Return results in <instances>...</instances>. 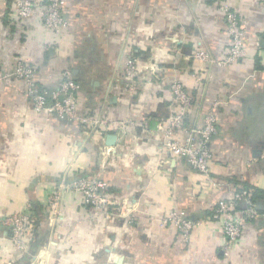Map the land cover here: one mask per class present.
<instances>
[{
	"label": "crops",
	"instance_id": "crops-1",
	"mask_svg": "<svg viewBox=\"0 0 264 264\" xmlns=\"http://www.w3.org/2000/svg\"><path fill=\"white\" fill-rule=\"evenodd\" d=\"M223 3L245 18L250 57L229 65L199 62L195 52L218 59L229 43ZM62 11L67 26L53 35L38 17L23 21L11 0H0V68L22 60L38 69L40 84L54 88L68 67L80 112L114 125L99 134L46 118L31 109L24 81L0 82V264H28L35 254L45 264H264V0H64ZM132 56L140 64L134 92L124 76ZM150 64L158 76L144 68ZM174 80L193 97L188 124H201L211 104L222 102L209 143L219 186L161 143L159 125L177 108L168 88ZM124 120L134 125L119 126ZM107 134L116 136L110 154L103 153ZM80 172L106 180L118 207L96 212L65 191L60 216L50 220L49 196L62 178ZM239 189L250 193L258 217L224 258L217 225L207 219L219 199ZM27 204L35 233L20 254L6 240L2 219ZM171 208L203 221L188 242L162 224Z\"/></svg>",
	"mask_w": 264,
	"mask_h": 264
},
{
	"label": "built area",
	"instance_id": "built-area-1",
	"mask_svg": "<svg viewBox=\"0 0 264 264\" xmlns=\"http://www.w3.org/2000/svg\"><path fill=\"white\" fill-rule=\"evenodd\" d=\"M11 3L17 18L26 21L38 17L48 33L57 35L67 26L62 11L64 0H11ZM220 10L224 14L225 30L229 42L224 48L223 56L217 59L207 51H197L193 57L199 62L217 65H229L248 59L250 53L245 44V18L236 7L228 3L221 4ZM256 49L262 50V47L257 43ZM259 61L264 67V51L260 52ZM144 68L156 74L154 76H158L157 71L160 69L156 64H150ZM139 73L138 59L133 56L127 58L124 76L129 80L127 90L130 92H134L136 89L135 82ZM37 75L38 69L35 66L26 64L19 59L11 70L0 68V82H7L9 79L24 81L26 95L30 101L31 109L35 113L46 118L56 117L60 120L74 121L90 133L92 131L100 134L107 131L110 125H114L101 116L80 112L76 98L78 85L68 67L61 71L60 80L54 88H46L40 84ZM194 76L196 82L201 83V79L196 73ZM168 88L171 99L177 108L174 113L170 114L165 124L159 125L163 134L161 139L163 147L173 157L185 159L191 169L200 174L207 183L219 186L220 183L212 177L213 153L209 143L217 134L216 110L222 102L216 100L211 104L201 124H188L186 118L193 104L192 95L179 80H174ZM133 123L132 120H124L118 124L127 128L132 127ZM112 150V146L103 144L104 154H110ZM65 191L78 194L82 202L96 212H105L109 208L118 207V202L109 194L106 180L96 174L72 175L62 178L58 187L48 198L46 207L47 217L50 220H55L60 216L59 206ZM34 215L31 204H27L23 210L13 212L2 219V225L6 228L7 233L5 238L15 252L26 253L28 243L33 239L35 233ZM257 217L256 205L250 193L245 189L234 190L227 197L218 200L207 220L217 225L221 236L219 250L224 258H229L234 254L243 237L244 228ZM161 222L162 224H171L178 236L185 242L189 241L194 228L203 223L200 219H191L185 210L175 208H171L161 218ZM35 255L28 264H45L42 258ZM1 264H9V260H5Z\"/></svg>",
	"mask_w": 264,
	"mask_h": 264
},
{
	"label": "water",
	"instance_id": "water-1",
	"mask_svg": "<svg viewBox=\"0 0 264 264\" xmlns=\"http://www.w3.org/2000/svg\"><path fill=\"white\" fill-rule=\"evenodd\" d=\"M260 45L264 46V39H261ZM116 141V136L114 134H107L105 137V144L108 146H113Z\"/></svg>",
	"mask_w": 264,
	"mask_h": 264
},
{
	"label": "trees",
	"instance_id": "trees-1",
	"mask_svg": "<svg viewBox=\"0 0 264 264\" xmlns=\"http://www.w3.org/2000/svg\"><path fill=\"white\" fill-rule=\"evenodd\" d=\"M82 174H87V173H85V172H80V175H82ZM32 209H33V211H34V208L32 207ZM35 214V213H34Z\"/></svg>",
	"mask_w": 264,
	"mask_h": 264
}]
</instances>
